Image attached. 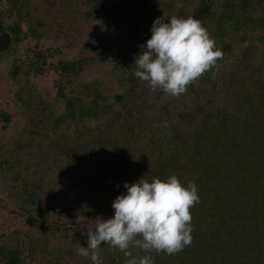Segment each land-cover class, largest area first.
Instances as JSON below:
<instances>
[{"label":"trees","instance_id":"1","mask_svg":"<svg viewBox=\"0 0 264 264\" xmlns=\"http://www.w3.org/2000/svg\"><path fill=\"white\" fill-rule=\"evenodd\" d=\"M172 16L223 52L179 97L134 76L154 20ZM0 25V210L14 221L0 264H92L76 242L124 183L171 175L197 186L192 243L154 264H264V0H0ZM100 257L125 264L107 244Z\"/></svg>","mask_w":264,"mask_h":264},{"label":"clouds","instance_id":"2","mask_svg":"<svg viewBox=\"0 0 264 264\" xmlns=\"http://www.w3.org/2000/svg\"><path fill=\"white\" fill-rule=\"evenodd\" d=\"M141 47L134 76L147 82L151 91L159 89L173 97L184 94L223 58L208 30L193 16L156 18L151 37ZM124 187L126 194L112 203L114 215L94 220V228L86 229V246L76 242L77 255L102 264L101 245L107 244L124 253L125 264H154L152 253L171 256L191 245L190 210L200 201L193 181L184 186L176 175L166 180L154 177L151 182L143 177Z\"/></svg>","mask_w":264,"mask_h":264},{"label":"rangeland","instance_id":"3","mask_svg":"<svg viewBox=\"0 0 264 264\" xmlns=\"http://www.w3.org/2000/svg\"><path fill=\"white\" fill-rule=\"evenodd\" d=\"M12 59L13 57L11 55L6 56L5 58L0 57V107L4 106L11 87L7 73ZM13 222V220L7 217V214L0 210V230H2V228H4L6 225L12 224Z\"/></svg>","mask_w":264,"mask_h":264},{"label":"water","instance_id":"4","mask_svg":"<svg viewBox=\"0 0 264 264\" xmlns=\"http://www.w3.org/2000/svg\"><path fill=\"white\" fill-rule=\"evenodd\" d=\"M11 45V36L9 33L4 31L3 27L0 25V53L7 51Z\"/></svg>","mask_w":264,"mask_h":264}]
</instances>
